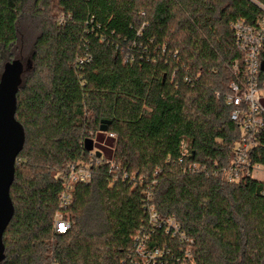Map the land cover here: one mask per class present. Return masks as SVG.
Here are the masks:
<instances>
[{
	"label": "trees",
	"instance_id": "trees-1",
	"mask_svg": "<svg viewBox=\"0 0 264 264\" xmlns=\"http://www.w3.org/2000/svg\"><path fill=\"white\" fill-rule=\"evenodd\" d=\"M256 3L0 0V80L24 64L26 135L0 264H131L151 208L176 219L195 264H264V182H230L242 131L226 102L246 72L233 25H256ZM251 159L264 164V134ZM78 164L91 184L64 180ZM148 245L177 256L187 244L156 232Z\"/></svg>",
	"mask_w": 264,
	"mask_h": 264
},
{
	"label": "built area",
	"instance_id": "built-area-1",
	"mask_svg": "<svg viewBox=\"0 0 264 264\" xmlns=\"http://www.w3.org/2000/svg\"><path fill=\"white\" fill-rule=\"evenodd\" d=\"M256 5L264 13V6L260 3ZM233 33L239 52L245 57L246 72L243 79L231 84V92L226 96L227 104L233 108L231 120L242 131V138L236 147L235 159L229 170V179L230 182L249 178L264 182V164H254L251 159L260 145V137L264 134V16L254 26L245 21H237L233 25ZM235 72H238L237 65ZM96 164L101 165L102 162L98 160ZM111 166L115 167L114 164ZM63 176L68 184L89 185L93 180L89 165L82 164L71 166ZM71 203V196L63 195L62 209L66 210ZM147 221V228H143L135 237V248L130 255L131 264H195L192 252L194 242L184 235L175 218H164L151 208ZM70 229L69 219L63 212L58 213L55 218L56 233L66 234ZM156 232H164L178 239L181 244H187L186 248L177 256L167 246L150 249L148 244Z\"/></svg>",
	"mask_w": 264,
	"mask_h": 264
},
{
	"label": "water",
	"instance_id": "water-1",
	"mask_svg": "<svg viewBox=\"0 0 264 264\" xmlns=\"http://www.w3.org/2000/svg\"><path fill=\"white\" fill-rule=\"evenodd\" d=\"M24 72V64L14 61L6 65L0 80V262L5 259L4 234L15 216L10 191L15 180L16 163L26 142L24 127L16 119L17 95ZM108 124L102 122V132L106 131ZM94 147L93 140L85 142L88 152H93Z\"/></svg>",
	"mask_w": 264,
	"mask_h": 264
}]
</instances>
